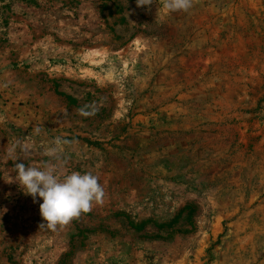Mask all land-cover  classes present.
<instances>
[{"label":"rangeland","instance_id":"1","mask_svg":"<svg viewBox=\"0 0 264 264\" xmlns=\"http://www.w3.org/2000/svg\"><path fill=\"white\" fill-rule=\"evenodd\" d=\"M0 264H264V0H0Z\"/></svg>","mask_w":264,"mask_h":264}]
</instances>
